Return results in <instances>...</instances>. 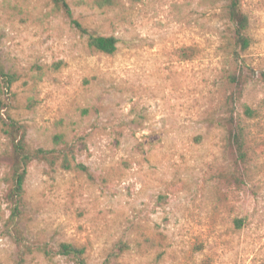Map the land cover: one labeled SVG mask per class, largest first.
Listing matches in <instances>:
<instances>
[{
    "label": "rangeland",
    "instance_id": "1",
    "mask_svg": "<svg viewBox=\"0 0 264 264\" xmlns=\"http://www.w3.org/2000/svg\"><path fill=\"white\" fill-rule=\"evenodd\" d=\"M88 32L114 36L94 52L50 0H0V264L264 263V0H242L250 47L242 95L230 105L231 28L221 0H68ZM247 163L233 170L225 120L243 113ZM31 150L72 148L86 171L59 160L28 167L18 237L5 176L9 126ZM242 220L237 227L235 220Z\"/></svg>",
    "mask_w": 264,
    "mask_h": 264
},
{
    "label": "trees",
    "instance_id": "2",
    "mask_svg": "<svg viewBox=\"0 0 264 264\" xmlns=\"http://www.w3.org/2000/svg\"><path fill=\"white\" fill-rule=\"evenodd\" d=\"M59 8L70 21V23L82 34L86 36L87 47L99 53L112 55L115 53L118 40L114 36L95 35L85 30L81 24L74 19L73 13L68 0H50ZM223 2L222 15L227 24L230 25L231 33L229 45L232 46L233 73L227 77L228 84L232 86V96L229 98L230 105L234 108L239 101L242 90L245 85L244 74L247 68L240 52L246 51L251 44V39L247 35L248 18L241 8L242 0H221ZM119 0H94L95 5L100 8L111 7L118 3ZM248 69V68H247ZM17 81L15 73L5 71L0 66V88L10 89ZM255 116L254 110L247 105H243L242 115L230 113V118L225 120L224 127L227 129V145L230 147L234 161L233 170L228 173L235 181L239 180L238 173L241 165L247 163V146H246V125L247 119ZM9 135L11 137V151L8 155V170L5 176L7 185L6 200L10 205V216L5 222V228L9 233L18 237V221L21 215V201L24 195V185L28 173L29 165L36 159L46 160L50 165H54L59 160L60 167L66 171L79 170L86 171L81 164H76L72 156V148L63 140V136H56V143H64L65 146L60 151L55 150H31L25 141V131L17 125L9 126ZM2 213L0 210V222ZM242 220H235L237 227H241ZM58 253L63 257H68L73 264H87L84 257L85 250L83 247L74 244L62 243L59 245ZM264 264V263H263Z\"/></svg>",
    "mask_w": 264,
    "mask_h": 264
}]
</instances>
